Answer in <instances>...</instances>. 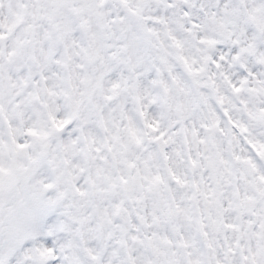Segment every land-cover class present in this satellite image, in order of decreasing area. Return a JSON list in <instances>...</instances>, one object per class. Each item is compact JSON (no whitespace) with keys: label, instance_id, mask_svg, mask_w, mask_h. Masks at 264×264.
<instances>
[{"label":"snow or ice","instance_id":"snow-or-ice-1","mask_svg":"<svg viewBox=\"0 0 264 264\" xmlns=\"http://www.w3.org/2000/svg\"><path fill=\"white\" fill-rule=\"evenodd\" d=\"M0 264H264V0H0Z\"/></svg>","mask_w":264,"mask_h":264}]
</instances>
